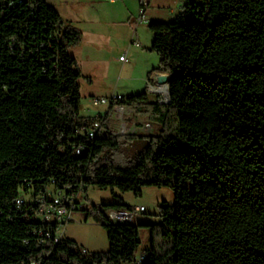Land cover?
<instances>
[{
  "label": "trees",
  "instance_id": "16d2710c",
  "mask_svg": "<svg viewBox=\"0 0 264 264\" xmlns=\"http://www.w3.org/2000/svg\"><path fill=\"white\" fill-rule=\"evenodd\" d=\"M148 28L169 100L143 90L118 103L157 132L88 138L96 120L111 128L113 108L80 114L68 52L80 30L46 0H0V264H264V0H184ZM88 185L168 187L173 200L144 224L139 254V225L108 216L132 212L123 203L76 209L103 227L105 251L54 241L58 224L37 218L36 199Z\"/></svg>",
  "mask_w": 264,
  "mask_h": 264
},
{
  "label": "rangeland",
  "instance_id": "374dc122",
  "mask_svg": "<svg viewBox=\"0 0 264 264\" xmlns=\"http://www.w3.org/2000/svg\"><path fill=\"white\" fill-rule=\"evenodd\" d=\"M47 1L56 8L63 21L81 28L78 29L82 41L76 46H71L68 52L75 58L81 74L78 78L80 114L94 116L99 114L98 112L106 111L107 105H93L91 97L109 99L111 95L125 96L145 90V83L139 79V75L148 65L157 67L159 61L158 55L149 49L153 36L148 24L152 21L173 19V14L168 10L173 8L175 3L179 7L178 3L184 0H152L146 10V21L136 24V39L139 43L130 44L128 49L127 43L124 44V38L127 30L129 33L133 31L139 7L137 6L134 12L130 0ZM132 11L133 14H130ZM92 34H96L95 40L93 36L91 37ZM97 41L100 44H97ZM126 49L127 61L120 62L118 54L123 55ZM151 70L152 68H149L145 74L149 75L145 78L152 76ZM148 96L151 101L156 99L155 94L149 93ZM139 117L143 122H151L150 131L142 133L157 132V125L153 121L146 116ZM132 151L128 150L129 155ZM120 159L123 161L126 158L121 156ZM80 200L84 206L111 203L130 206L132 223L139 225L141 240L137 252L139 254L140 250L148 245V229L144 224L160 221L159 205L162 202H171L173 191L168 187L144 186L139 195H134L132 191L101 189L88 185L86 190L81 192ZM140 205L144 209L135 210V207ZM73 217L75 220L67 223L63 236L86 250L105 251L108 242L103 227L92 218L84 219L81 211H75Z\"/></svg>",
  "mask_w": 264,
  "mask_h": 264
},
{
  "label": "built area",
  "instance_id": "2783aa9c",
  "mask_svg": "<svg viewBox=\"0 0 264 264\" xmlns=\"http://www.w3.org/2000/svg\"><path fill=\"white\" fill-rule=\"evenodd\" d=\"M150 0H139L138 14L135 22L142 23L146 21V10L149 6ZM137 44V42H133ZM120 61H127L126 55L119 56ZM164 73H153L150 78H145V90L150 94H155L157 102L165 104L168 102L167 84L158 82V76ZM163 88V90H162ZM120 95H113L109 99L105 97H91V103L93 105L105 104L108 106L111 104L113 113L111 116V128H106L103 125L102 120H96L92 125L85 130L88 138H92L97 131H108L113 135L125 136L141 132H148L151 128V122H143L139 114L132 107L118 103ZM106 112V111H105ZM104 113H99L104 116ZM113 121V125H112ZM82 151V146H78L75 150L76 154ZM82 192L81 187L72 194H65L62 190H47L43 195L36 199L37 202V218L42 222H57L58 226L54 232L53 240L62 237L59 235L58 230L67 223L74 220L73 214L77 208L83 206L80 200V194ZM18 204L22 203V200L17 199ZM143 206H136L135 210L142 211ZM110 219L116 222H132V212L127 210H110L108 212ZM45 236H49L46 232ZM84 250V249H83ZM24 264V263H20ZM28 264H39L37 262H29Z\"/></svg>",
  "mask_w": 264,
  "mask_h": 264
},
{
  "label": "crops",
  "instance_id": "0c3cea01",
  "mask_svg": "<svg viewBox=\"0 0 264 264\" xmlns=\"http://www.w3.org/2000/svg\"><path fill=\"white\" fill-rule=\"evenodd\" d=\"M151 1L152 0H150V2H149V4L151 3ZM46 2L48 3V1L46 0ZM130 5L132 6V8H133V11L135 12V10H136V8H137V6H139V0H130ZM183 3H184V1H181L180 3H178L179 4V7H177V5H176V3L174 4V7L173 8H170L169 10H168V12L170 13V14H173V16H175L179 11H180V9H181V7H182V5H183ZM49 4V3H48ZM52 6V5H51ZM52 7H54V6H52ZM178 8V9H177ZM54 9L56 10V8L54 7ZM57 11V10H56ZM133 11L132 12H130V14H133ZM58 12V11H57ZM58 14H59V12H58ZM60 15V14H59ZM61 17V16H60ZM128 20V19H127ZM130 20V19H129ZM70 22V21H69ZM128 22V21H127ZM128 25L130 26V24H129V22H128ZM136 22H135V24H134V28H133V31L131 32V33H129L130 31H128L127 30V35L125 36V40H124V44L125 43H127V49H128V47H129V45L130 44H133V42L134 41H136L137 43H139V41L136 39ZM78 28H80L79 26H78ZM81 29V28H80ZM83 34V33H82ZM94 37V40H95V36H96V34H92L91 35V37ZM82 37H83V35H82ZM82 41V39L80 40V42ZM109 41H107V43H108ZM97 44H100V42L99 41H97L96 42ZM127 49L125 50V53L124 54H126V52H127ZM122 55V53L121 54H118V60H119V56H121ZM127 58V57H126ZM120 61V60H119ZM120 62H123V61H120ZM149 68H154V65H148L145 69H143L142 71H141V73H140V77H139V79L141 80V81H144V79H145V77L147 76V75H149V74H147V75H145L147 72H148V70H149ZM145 75V76H144ZM148 78V77H147ZM145 83V82H144ZM116 95H120V94H116ZM111 96H113V95H111ZM105 112V111H104ZM104 112H98V113H104ZM83 116H87V115H83ZM74 220H75V218H74ZM67 225V224H66ZM66 225H64L63 227H60V229L58 230V234L59 235H61L62 237H64L63 236V233H64V228L66 227Z\"/></svg>",
  "mask_w": 264,
  "mask_h": 264
},
{
  "label": "water",
  "instance_id": "95a60500",
  "mask_svg": "<svg viewBox=\"0 0 264 264\" xmlns=\"http://www.w3.org/2000/svg\"><path fill=\"white\" fill-rule=\"evenodd\" d=\"M167 80H168V75L167 74H160L158 76V82H163L167 84ZM167 94H168V90H167Z\"/></svg>",
  "mask_w": 264,
  "mask_h": 264
},
{
  "label": "bare ground",
  "instance_id": "6f19581e",
  "mask_svg": "<svg viewBox=\"0 0 264 264\" xmlns=\"http://www.w3.org/2000/svg\"><path fill=\"white\" fill-rule=\"evenodd\" d=\"M162 90H163V88H162Z\"/></svg>",
  "mask_w": 264,
  "mask_h": 264
}]
</instances>
